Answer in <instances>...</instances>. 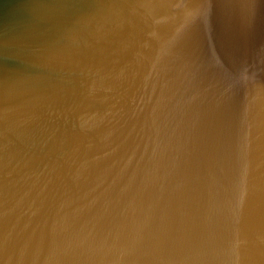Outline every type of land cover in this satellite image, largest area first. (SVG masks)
<instances>
[{"label":"water","instance_id":"95a60500","mask_svg":"<svg viewBox=\"0 0 264 264\" xmlns=\"http://www.w3.org/2000/svg\"><path fill=\"white\" fill-rule=\"evenodd\" d=\"M0 264H264V0H0Z\"/></svg>","mask_w":264,"mask_h":264}]
</instances>
